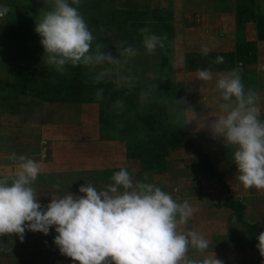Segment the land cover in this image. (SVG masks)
<instances>
[{
  "label": "clouds",
  "instance_id": "clouds-1",
  "mask_svg": "<svg viewBox=\"0 0 264 264\" xmlns=\"http://www.w3.org/2000/svg\"><path fill=\"white\" fill-rule=\"evenodd\" d=\"M44 2L48 10L36 20L35 31L41 37L48 65L61 74L68 64L90 68L110 65L113 67L96 74L95 82L114 77L118 87H135L137 77L125 75L120 69L139 55V49L123 46V42L116 46L118 56L104 51L107 45L101 43H96L93 49L96 37L79 11L81 0ZM10 11L7 6H0V20ZM139 32L147 54L164 47L166 35L158 36L147 27ZM209 51L202 45V55L207 56ZM222 62L223 57L214 61ZM196 79L212 81L213 72L197 69ZM214 90L219 93L213 98L216 107L210 108L207 115L197 116L193 112L186 124L195 120L197 131L207 129L213 139H222L224 145L233 146L236 179L244 189L264 191V119L260 94L245 88L239 67L219 74ZM150 92L151 89L141 92L142 102ZM96 99H103V89L97 91ZM113 108L119 114L123 102L116 101ZM13 159L17 160L14 172L0 175V236L15 234L23 241L26 229L47 235L54 226L57 233L54 243L59 251L78 264H223L214 252L204 255L210 242L203 234L185 227L196 209L187 199L178 202L170 193L145 182L147 176L143 181L134 180L121 167L112 174L111 183L101 189L85 183L79 187L84 195L70 191L42 206L33 187L41 173L40 163L24 155L18 158L14 155ZM256 239V247L264 257V232ZM190 249L202 258L190 256Z\"/></svg>",
  "mask_w": 264,
  "mask_h": 264
},
{
  "label": "crops",
  "instance_id": "crops-1",
  "mask_svg": "<svg viewBox=\"0 0 264 264\" xmlns=\"http://www.w3.org/2000/svg\"><path fill=\"white\" fill-rule=\"evenodd\" d=\"M10 2L12 10H14L9 18L10 24L15 25V28L18 27L23 32H13L12 35L5 36V38L0 36V41H19L16 46L22 47L31 41L28 36L33 35L30 27L36 24L38 18L34 13L29 12L31 0H10ZM156 2L157 0H153L150 7L161 8L164 6L160 3L158 5ZM234 2L235 0H167V5L178 12V25L182 33L209 35L210 39L213 38L210 51H216L217 47L221 46L219 42L228 35V32L224 31L222 18L226 14H233ZM256 2L259 8H264V0H256ZM126 3L127 0L125 2L126 9L131 7L130 1L128 4ZM23 15L25 19H22ZM17 24L18 26H16ZM24 35L25 37H22ZM249 37H251V33ZM9 46L8 43L0 44L1 56L8 49L12 53L17 50L14 45ZM28 50L29 53L32 52L31 46H28ZM14 66L18 67L0 63V175L14 172L17 164V160L13 159L14 155L17 158L24 155L39 162L41 173L33 187L37 191L38 201L42 206H46L52 198L62 197L69 194L70 191L75 195H84L79 192V187L85 183H91L97 189H101L104 185L111 183V176L115 171L124 167L134 180L143 181L147 176L145 182L153 183L163 191L170 193L178 202L188 200L196 211L185 227L203 234L209 240L210 246L204 255L214 252L216 258L223 261V264H241L244 263L242 256L254 253V251L239 250L229 241L230 237L240 234L241 230L239 224L231 221L232 211L222 205L224 200L228 196L239 200L243 204L244 219L247 222L256 223V220L251 219L247 212L259 194L255 188L244 189L236 179V166L232 161L233 146L224 145L222 139L212 140L207 129L200 130V136H204V141L195 136V139H198L197 142L208 151L211 164L217 171L223 173L227 190L213 183L199 171L195 155L183 148L168 150L161 171L138 173L137 168L132 171L133 159L126 156V140L123 137L98 136L84 140L71 139L65 137L62 126H50L47 114L39 112V110H43V102L46 101L40 99L32 103L34 102L33 96L12 80ZM217 75L219 74L217 73ZM208 88L215 92L210 97L199 99L190 97V99L184 100L186 108L183 125L185 131L193 137L196 133L194 132L196 121L193 120L186 124L188 117L193 112L197 116L207 115L211 111L210 108L216 107L213 104V98L218 97L219 93L214 90L215 85ZM21 96H28L29 100L23 97L27 100L26 105H21L22 102L19 98ZM51 103L58 105L65 102ZM193 105L201 106L202 110L195 111L187 108V106ZM208 119L214 118L209 117ZM207 139L211 140L207 143ZM55 185H59V188L54 187ZM55 253L53 264H78L72 258L61 254L57 246ZM189 255L202 258L193 249H190ZM0 264L17 263L14 260L8 263L0 260ZM22 264L28 263L25 261Z\"/></svg>",
  "mask_w": 264,
  "mask_h": 264
},
{
  "label": "rangeland",
  "instance_id": "rangeland-1",
  "mask_svg": "<svg viewBox=\"0 0 264 264\" xmlns=\"http://www.w3.org/2000/svg\"><path fill=\"white\" fill-rule=\"evenodd\" d=\"M29 12L34 13L39 18L44 11L48 8L45 6L44 0H31ZM132 4L128 9H136L140 11H147L150 9V5L153 0H127V3ZM150 1H152L150 3ZM70 2V0H69ZM126 0H81L79 11L86 20L89 29L92 31L96 40L93 42V49H95L96 43L107 45L104 51L111 52L113 56H118L116 46H120L123 42V46L131 45L134 48L139 49V55L131 59L124 68L120 71L125 75H131L137 77L135 81V87L128 89L127 101H122L124 108L123 111L117 114V111L113 108L116 102H113L110 106L107 104L99 105L96 102H65L63 104L56 105L50 101L43 102V112L47 114V121L50 126L56 127V125L62 126L64 129V135L66 138L71 139H90L96 137H123L126 140V145L132 142L137 136H143L141 129L136 128L134 120L135 116H144L150 112V104L155 102L165 106L167 110L168 119L176 121L177 117L182 127L184 128V110L186 106L177 100H185L186 98H206L210 97L213 92L208 90L210 86L215 85L217 73H227L237 67L241 69L242 81L245 88H252L260 94L261 104V119H264V40L258 39L255 33L254 22L246 21L242 24H236L234 19V8H232L233 14H226L222 18L224 31H227L228 35L224 37L223 41H220L219 47L216 51L223 56L222 63H215L213 66L219 69H211L213 72L212 81H200L196 79V71L185 69V61L192 55L201 52V47L207 46L210 50L213 44V38L206 34L200 33H182L181 28L178 25V12L172 10V7L167 5V0H157L156 3L164 5L160 10H170L161 14L165 16V20L170 27V31L164 29L161 34L162 37L166 35L168 39L165 40L167 46L163 48L157 47L155 52L151 55L147 54L142 44V36L139 32L140 28L147 27L153 32L154 21L152 19L144 20V17L135 25L131 24L130 20H127L126 13ZM10 0H0V6H7L11 11L0 20V36H10L13 32H23L18 27L15 28L10 24L11 13L14 12L11 8ZM255 14H264V8H259L258 3L254 2ZM157 6V5H156ZM27 10V9H26ZM31 13V14H32ZM169 14V17H168ZM168 18V20H167ZM22 19H25L24 15ZM140 23V28L136 25ZM18 26V24L16 25ZM155 27V26H154ZM158 27V26H157ZM15 28V29H14ZM29 28V26H27ZM33 35H28L31 41L24 44L22 47L16 46L19 41L6 40L0 41V44L10 46L14 45L17 49L13 53L8 50L4 51V55L0 54V63L5 65H17L18 67L29 65L31 70H34L38 75L37 79L42 76H47L48 71L57 72L52 65L46 63L47 53H44L43 45L41 44V37L35 31V24L31 27ZM29 28V29H30ZM166 28V27H163ZM28 30V29H27ZM231 30V31H229ZM251 33V37H249ZM0 37V38H1ZM22 37H25L22 36ZM38 37V38H37ZM251 40L254 41L255 57L245 56L243 61H234L226 54L233 53L236 50L239 40ZM9 46V47H10ZM17 48H16V47ZM28 46H31L29 53ZM6 49V46H4ZM14 50V49H13ZM26 50V51H25ZM175 65V67H174ZM227 65H231V68H226ZM113 67L110 65L97 66L96 68L86 67L84 65L72 66L66 65V71L57 75L65 77L70 81L72 78V72L76 69H80L82 74L86 77H95L96 74L103 68ZM205 68V67H202ZM16 67L14 66V70ZM56 76L50 74L48 76L49 81H54ZM13 78L14 74H13ZM15 81V79H13ZM113 78H105L103 82H113ZM17 84V83H16ZM115 84V83H114ZM20 88L23 86L18 83ZM157 87H153V86ZM31 90H27L28 94L33 96V100H40L41 86L40 83L34 84ZM151 89L150 95L143 102L140 99L141 92ZM167 91L170 98L166 99L164 92ZM21 96V105H26V101L29 100L28 96L24 99ZM48 102V103H47ZM30 105V103H29ZM189 110L201 111V106H187ZM23 110V109H22ZM123 124V127H119L118 124ZM185 130V128H184ZM195 136L199 140L204 141L203 135L200 136V130L194 131ZM207 138V137H205ZM198 139L196 141H198ZM211 139H207V143ZM213 140V138H212ZM132 171L139 169V159L131 158ZM258 197L253 201V204L248 209V215L251 219H255L258 228L261 232H264V191L258 192ZM53 229V232H52ZM57 235L55 227H51L49 234L45 235L41 232H32L26 229L23 241L15 235H3L0 236V260L2 262L15 261L17 264L27 262L28 264H53V260L56 257V244L54 243V237ZM242 256V255H241ZM244 263L241 264H264V257L259 252L253 254H246L242 256ZM52 260L51 262H49Z\"/></svg>",
  "mask_w": 264,
  "mask_h": 264
},
{
  "label": "trees",
  "instance_id": "trees-1",
  "mask_svg": "<svg viewBox=\"0 0 264 264\" xmlns=\"http://www.w3.org/2000/svg\"><path fill=\"white\" fill-rule=\"evenodd\" d=\"M97 1V0H95ZM255 0H235L234 19L236 24H242L246 21H253L256 37L264 40V14H255ZM170 10H160V8H150L147 11L136 9H127V20L132 25L144 17V20L152 19L154 21L153 33L162 37L164 29L170 31L169 23L165 20V14ZM169 17V14H168ZM168 20V18H167ZM168 23V24H167ZM140 28V23L136 24ZM158 26V27H157ZM166 27V28H163ZM168 39V38H167ZM164 45L167 43L164 41ZM234 61H243L245 56L255 57L254 41L239 40L236 50L233 53L226 54ZM219 52H209L207 56L200 53L190 56L185 61V69H219L213 65L217 57H223ZM205 67V68H202ZM227 65L226 68H231ZM55 75L54 81H49L50 74ZM57 72L48 71L47 76H42L38 80V75L34 70L28 67H17L14 70V82L20 83L24 89L31 90L34 84L40 83L41 92L36 94L40 99L50 102H96L99 105L107 104L110 106L116 101H127L128 89L118 87L116 84L103 81L97 83L94 77L84 76L80 69L72 72L70 81L65 77H60ZM103 89V99L97 100L96 93ZM166 99L170 96L167 91L164 92ZM136 128L141 129L143 136H137L132 142L126 145V156L128 158L139 159L138 173L141 171H161L164 167V157L169 149L183 148L192 152L197 159V168L204 173L213 183L220 185L227 190L228 187L223 180V173L217 171L211 164L208 151L202 147L188 132L182 127L179 118L176 121L168 119L165 106L155 102L150 104V112L144 116H135ZM232 211L231 221L239 224L241 233L229 238L239 250L259 252L256 247L258 240L256 237L261 233L257 223L247 222L243 217V204L239 200L228 196L223 204ZM50 260L49 262H51Z\"/></svg>",
  "mask_w": 264,
  "mask_h": 264
}]
</instances>
